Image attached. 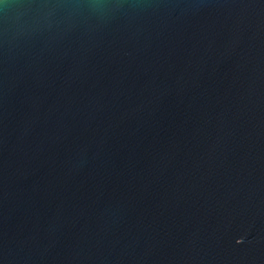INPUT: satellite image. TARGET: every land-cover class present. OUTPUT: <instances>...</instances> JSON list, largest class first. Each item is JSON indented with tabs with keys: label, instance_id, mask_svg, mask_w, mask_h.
Wrapping results in <instances>:
<instances>
[{
	"label": "water",
	"instance_id": "obj_1",
	"mask_svg": "<svg viewBox=\"0 0 264 264\" xmlns=\"http://www.w3.org/2000/svg\"><path fill=\"white\" fill-rule=\"evenodd\" d=\"M0 264H264V0H0Z\"/></svg>",
	"mask_w": 264,
	"mask_h": 264
}]
</instances>
